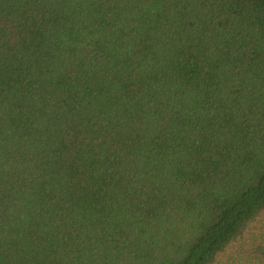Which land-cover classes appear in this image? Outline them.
<instances>
[{
    "label": "trees",
    "instance_id": "obj_1",
    "mask_svg": "<svg viewBox=\"0 0 264 264\" xmlns=\"http://www.w3.org/2000/svg\"><path fill=\"white\" fill-rule=\"evenodd\" d=\"M0 264H264V0H0Z\"/></svg>",
    "mask_w": 264,
    "mask_h": 264
}]
</instances>
